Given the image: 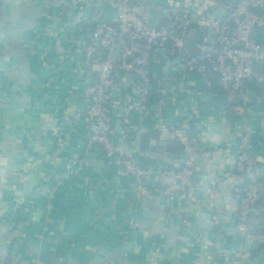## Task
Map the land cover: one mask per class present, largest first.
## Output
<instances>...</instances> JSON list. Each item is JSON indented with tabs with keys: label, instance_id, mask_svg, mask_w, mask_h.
I'll list each match as a JSON object with an SVG mask.
<instances>
[{
	"label": "crops",
	"instance_id": "crops-1",
	"mask_svg": "<svg viewBox=\"0 0 264 264\" xmlns=\"http://www.w3.org/2000/svg\"><path fill=\"white\" fill-rule=\"evenodd\" d=\"M119 1L0 0V264H264V242L238 230L241 137L235 116L223 113L233 100L248 107L242 117L264 184V87L238 100L212 90L209 77H181L163 62L158 73L178 77L172 103L157 114L135 105V80L117 70V139L122 106L134 105L129 157L146 166H185L173 127L185 124L196 135L185 210L165 196V177L155 173L140 192L135 178L89 142L85 91L94 76L82 63L84 18L113 21ZM154 1L159 10H188L198 43L215 39L204 28L207 16L229 12L225 0ZM149 17L162 19L154 10ZM255 33L264 45V29ZM258 206L249 225L264 234V187Z\"/></svg>",
	"mask_w": 264,
	"mask_h": 264
},
{
	"label": "built area",
	"instance_id": "built-area-1",
	"mask_svg": "<svg viewBox=\"0 0 264 264\" xmlns=\"http://www.w3.org/2000/svg\"><path fill=\"white\" fill-rule=\"evenodd\" d=\"M223 3L229 9L227 15L207 16L203 27L211 28L215 39L199 43L203 50L200 56H192L187 50L193 26L188 10L163 8V18L151 27L148 18L154 0H120L113 21L97 16L84 18L88 34L83 41L82 63L94 76L85 91L89 142L98 145L107 160L122 166L124 173L135 178L140 192L147 189L155 173L165 177V196L170 201H179L184 210L191 199L196 169V135L185 124L173 127L172 136L184 146L188 156L180 169L162 164L146 166L126 156L124 145L133 131L134 105L122 106V135L117 139L113 117L117 70L124 69L135 80L139 91L135 105L142 111L157 114L172 103V84L178 77L158 73V66L163 62L181 77L201 76L206 80L212 73L218 75L227 93L238 100L245 99L250 90L245 88L247 80L254 79L257 86L264 87V45L255 36L257 29H264V15L260 11L264 9V0H225ZM2 18L0 6V22ZM112 51L118 54L113 56ZM245 111L248 107L234 100L223 109L224 114L238 118L235 126L241 137L235 171L237 182H246V186L240 198L238 230L254 242H264V234L249 225L250 217L259 213L258 201L264 184L248 138L247 119L242 117ZM89 159L87 162L92 163ZM76 163L71 161L72 165Z\"/></svg>",
	"mask_w": 264,
	"mask_h": 264
},
{
	"label": "water",
	"instance_id": "water-1",
	"mask_svg": "<svg viewBox=\"0 0 264 264\" xmlns=\"http://www.w3.org/2000/svg\"><path fill=\"white\" fill-rule=\"evenodd\" d=\"M158 8H160L158 2L155 3L154 7L152 10H154L155 12H159L161 14V18H163V10H159ZM156 18L155 17H149L148 18V24L149 26L153 27L155 24H156ZM196 30H194L192 28L191 32H190V36H189V39L187 41V50L188 52L192 55V56H200L202 53H203V50H202V47L200 46V44L196 41ZM255 70L257 71L258 68H255ZM264 79V77H263ZM167 133H168V130L166 129L165 132H164V137L166 138L167 136ZM165 141V140H164ZM162 143L163 140H162ZM152 149V148H151Z\"/></svg>",
	"mask_w": 264,
	"mask_h": 264
},
{
	"label": "trees",
	"instance_id": "trees-1",
	"mask_svg": "<svg viewBox=\"0 0 264 264\" xmlns=\"http://www.w3.org/2000/svg\"><path fill=\"white\" fill-rule=\"evenodd\" d=\"M209 79L211 80V84H213V88H211L212 90H214V91H218V92H227L225 89H224V87L222 86V83H221V81H220V79H219V77H218V75H216V74H214V73H212V74H210L209 76ZM209 88V87H208ZM245 88H250V89H254V90H256V91H261L260 90V87L259 86H257V84H256V81L254 80V79H249V80H247L246 82H245ZM210 89V88H209ZM130 139H131V137H130ZM130 139H128V142H129V140ZM125 154H126V156H128L127 155V153L125 152ZM129 157V156H128ZM171 167H174V168H182L183 167V165H177V164H171L170 165ZM241 186L243 187V190H244V187L246 186V182H243L242 184H241ZM242 193H243V191H242ZM241 193V194H242Z\"/></svg>",
	"mask_w": 264,
	"mask_h": 264
},
{
	"label": "rangeland",
	"instance_id": "rangeland-1",
	"mask_svg": "<svg viewBox=\"0 0 264 264\" xmlns=\"http://www.w3.org/2000/svg\"><path fill=\"white\" fill-rule=\"evenodd\" d=\"M142 1H143V0H142ZM154 3H156V2L154 1ZM117 53H118L117 51H113V52H112V55L115 56V55H117ZM237 119H238V118H237Z\"/></svg>",
	"mask_w": 264,
	"mask_h": 264
}]
</instances>
